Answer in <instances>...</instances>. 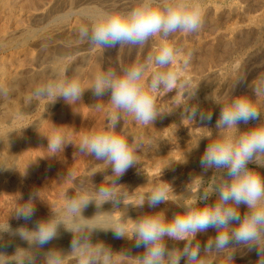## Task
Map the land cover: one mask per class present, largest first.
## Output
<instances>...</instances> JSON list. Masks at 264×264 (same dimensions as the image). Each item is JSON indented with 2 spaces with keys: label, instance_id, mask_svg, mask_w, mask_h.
Returning a JSON list of instances; mask_svg holds the SVG:
<instances>
[{
  "label": "clouds",
  "instance_id": "clouds-1",
  "mask_svg": "<svg viewBox=\"0 0 264 264\" xmlns=\"http://www.w3.org/2000/svg\"><path fill=\"white\" fill-rule=\"evenodd\" d=\"M87 20L79 28V36L93 48L102 50L117 47H145L150 40L158 38V45L141 61L115 69H101L87 88L82 86L78 75L59 74L34 90L33 96L55 103L58 99L72 106L82 102L85 91L90 90L96 98L95 108L101 110L108 96L107 104L111 113L97 129L80 136L77 143L67 140L66 134L54 131L48 138L49 155L64 151L71 144L80 154L93 157L110 170L111 179L92 191L83 186L75 194L65 195L59 209L50 207L49 215L35 222L29 229L21 225L12 229L9 223L0 224V239L5 233L18 235L27 241L28 248H17L14 259L0 253V264H66L71 257L75 264H117L115 257H132L135 264H210V255H225L228 264H235L241 253L257 252L255 264H264V79L250 83L241 76L230 93L222 96L211 95L209 99L220 107L215 120L214 138L204 136L208 143L201 154L200 165L203 173L212 170L213 175L205 179L195 191H185L177 199L172 185L163 180L146 193L136 206L157 209L161 204L171 203L177 211L169 217L166 210L140 214L136 219L128 218L124 197L116 189L119 179L138 164L136 152L138 143H130L121 134V114L130 115L138 124L153 125L161 114L157 110L156 98L163 90H172L177 73L172 70L178 50L169 37L176 33L191 34L199 31L203 24L201 0H138L126 11L99 10L81 13ZM69 16L62 19L67 20ZM185 67L188 60L184 61ZM151 75L149 76V70ZM246 89L237 93L238 85ZM7 95V89H0ZM196 100V89L189 94V101ZM184 116L189 120L199 119L201 124L211 122L213 113L200 107L199 103H188ZM246 127L241 129L240 125ZM59 129L62 126H54ZM200 139V140H201ZM199 140V141H200ZM199 143V142H198ZM198 143L197 146L198 147ZM186 162V159L185 161ZM183 162V163H184ZM97 174L93 172L94 176ZM61 179L71 180L66 173ZM205 180L210 183L205 184ZM39 190L33 191L28 200L16 208L17 217L31 220L36 211ZM215 197L214 202L209 201ZM111 203V212L103 211V205ZM123 204L129 226L124 219L113 220L111 213L121 210ZM94 205L97 212L91 217L84 215L85 209ZM243 207V211H242ZM108 214V215H104ZM71 233L70 249L65 252L57 247L44 246L57 239L60 229ZM214 231V235L201 243V233ZM97 231H112L115 238L134 241L140 254L132 256L121 250L115 252L101 240L93 242ZM173 246L169 247L168 242ZM183 242L182 247L178 246ZM203 254V255H202Z\"/></svg>",
  "mask_w": 264,
  "mask_h": 264
},
{
  "label": "bare ground",
  "instance_id": "bare-ground-1",
  "mask_svg": "<svg viewBox=\"0 0 264 264\" xmlns=\"http://www.w3.org/2000/svg\"><path fill=\"white\" fill-rule=\"evenodd\" d=\"M252 1L263 3L262 0ZM137 2L138 0H0V89L8 90L6 96L0 94V190L2 192L5 188L3 179L14 169L17 170L18 177L13 192L18 198L25 197L30 192L31 186L33 188L37 186L40 191L46 190L47 184L41 181V176L45 168L48 174L57 171L49 164L50 160L59 156L61 152L49 155L47 152L49 142L45 135L61 131L66 134L69 142L77 143L81 135L99 128L105 122L112 111L111 106L107 104L109 98L107 95L102 98L104 101H100L103 104L102 109L97 111L96 98L90 90L85 91L82 102L73 107L66 104L63 99L50 103L47 99L34 97L33 93L37 86L56 78L65 71L69 76L78 75L82 86L87 88L101 69L111 68L119 71L123 66L143 60L158 45V38L150 40L143 48L127 46L102 50L91 47L79 36L81 24L87 22L81 13H94L99 10L126 11L134 7ZM231 2L232 4L223 9L218 4L202 5L201 29L195 33H176L170 37L174 43L183 46L182 50L186 58L181 60L178 57L172 65V70L177 73V81L172 90H163L158 94L156 106L161 114L153 125H140L130 115L121 114V127L118 131L126 135L130 143L135 142L139 145L136 152L138 164L134 167L138 173H148L149 183H143L141 186L143 188H152V183L165 179L167 176L171 177L185 166L200 165L201 154L208 143L207 139L201 138L204 136L214 138V132L208 128L214 130L215 120L220 111V107L213 104L209 97L230 93L257 51L258 45L257 47L254 45L258 40V33L264 32V10L251 15L248 9L252 7L247 9L239 2ZM64 16L70 18L64 20L62 19ZM240 19L241 23L238 22ZM231 20L233 22L228 24ZM236 52H244V56L242 53L235 62L236 65L232 66L233 68H225L222 61ZM186 59L187 67L184 65ZM148 75H151V69ZM195 89L196 100L189 101V94ZM207 90H212V93L209 94ZM206 93L209 95H205ZM197 102L201 108L213 113L210 123L201 124L198 118L194 122L184 116V109L188 103ZM54 126L62 127L57 129ZM244 126L241 124V129ZM197 143L198 147H196ZM146 149L150 150L151 154L146 157L144 160L146 164L143 166L139 160ZM172 149H177V152L182 154L178 160L171 161L169 156L162 155L163 151L169 152L168 150L172 151ZM65 151H71V153L74 151L79 155L77 164H73L78 167L77 176L76 178L72 176L70 182L66 180V184L78 181L84 188L94 190L95 185L99 186L103 180L107 183L108 179H111L107 176L110 174V170L108 172L107 169L105 171L99 169V172L93 176V170L99 168L97 162L91 165V159L88 160L91 156L75 151L73 145H67L63 152ZM63 159L65 160L66 157ZM185 159L186 162H184ZM207 178H210V174H207ZM20 180L23 181L19 182ZM64 182L65 180L60 177H55L53 184L61 191ZM170 184L175 192L170 194L173 200L185 191H189L183 185H176L177 182L176 184L170 182ZM142 191L141 188L140 192ZM144 198L145 196H142L139 202H142ZM212 202H214L213 199ZM10 204V200L5 202V205ZM168 204L171 205V203ZM138 205L135 201L129 213V216L135 219L143 213L141 211L143 208H148L147 205L138 208L136 207ZM54 206H57V203ZM159 208L154 211H159ZM87 210L89 212L92 208ZM95 210L97 211L96 207L88 215L90 217L94 215ZM6 217L10 215L7 214ZM208 235L210 236V233ZM252 252L255 254L253 257H256L257 252ZM6 259L11 260L14 257L9 256ZM70 260L75 262L73 259ZM255 262L256 260L252 264ZM9 264H15V262L9 261Z\"/></svg>",
  "mask_w": 264,
  "mask_h": 264
},
{
  "label": "rangeland",
  "instance_id": "rangeland-1",
  "mask_svg": "<svg viewBox=\"0 0 264 264\" xmlns=\"http://www.w3.org/2000/svg\"><path fill=\"white\" fill-rule=\"evenodd\" d=\"M201 1H202L201 4L202 5H205V6L207 4H209V5H213V4L214 5H217L218 4V6L220 5L219 7L222 6L221 9L228 7L230 5V3L232 4L231 1H233V3L234 2H236V3L239 2L241 5H243L247 9L250 8V7H252L250 9H248L249 10V14H251V15H256V14H258V13H260V12H262L264 10V0L261 1L263 3H260V2H257L256 3L255 1H252V0H246V1L245 0H237V1L236 0H201ZM214 1H215V3H214ZM92 4H94V3H92ZM252 5H254V6H252ZM260 6H262V7H260ZM232 20L235 21V19H232ZM232 20L229 21L228 24L230 22H233ZM238 22L241 23L242 20L240 19V20H238ZM257 39L258 40H256V41L259 44L256 42L257 44L255 43L254 47H257V45H258V47H257V51L258 52L255 51V53H254L255 55H253V57L251 58L250 63H249V66L245 70V73L243 74V76H246L247 80L250 83H253V84L258 83L261 79H264V32L263 33H258ZM169 40L174 45V47L176 46L175 48L178 50V53H180V52L182 53V55H181V53H180V55L177 54V57L176 58L178 59V57H179L180 59L181 58L182 59H185L186 56L184 55V51L182 50L183 49V46L180 44V46H182V47H180L177 43H174L173 42V39H171L170 37H169ZM259 47H261L260 50L258 49ZM180 49H181V51H180ZM244 52H236L237 54L234 53L233 55L229 56L228 58H225V60L222 61V65H225L224 67L227 68V69L233 68L236 65L235 62H237V60L239 59V57L241 56L242 53H243L242 56H244ZM245 91H249L250 92V89H246V87H245L244 84H240L236 88V92L237 93H240V92L242 93V92H245ZM206 92H208V93L210 92L209 94H211L212 93V90H207ZM208 93H206L205 95H209ZM261 103H264V98H261ZM244 127H246V126H244ZM168 151L169 152L163 151L162 152V155L169 156V158L171 159V161L178 160L179 157L182 155V154H180V152H177L178 151L177 149H175V150L172 149V151L171 150H168ZM144 152H145V154H144ZM144 152L141 155L140 160H139V163L142 162L141 164H143V166H145V164H146L144 162V160L146 159V157L150 156V154H151V151L148 150V149L144 150ZM65 157H66V159H65L66 161L63 159ZM78 157H79V155L77 153H75L74 151H72V153H71V151H68V152L65 151V152H61V154L59 156H57L56 158L50 160L49 166L55 168L57 171L54 172V173L51 172V174H48L47 173L48 171L45 168L44 173L41 176V181L43 183L47 184L46 190L40 191L37 188V186H35L34 188L31 186L29 188L30 189V192H28L26 194V196L23 197L22 199L18 198L15 195V193L13 192L14 191V188H15V184H16V179L18 177V176H16L17 170L14 169L13 171H10V174L3 179V183H4V186H5L4 191L2 192V190H0V197H1L0 198V201H1L0 202V205H1L0 206V214H1L0 215V224H7V222H8L12 229H16V228L20 227L21 225H25L26 224L29 229H32L35 226V223L34 222L37 221V219L39 220L42 217L45 218V217H47L49 215L50 207H52L54 210L55 209H59L63 205L65 195L75 194V189L77 187H80V186H83V185L80 182H78V181H75L73 183L71 182L72 185L70 183H67L66 184V179H63V180H65L64 185L62 186L63 187L62 188L63 190L59 191V188H57L53 184L54 183V178L55 177L56 178H59V177H61L63 175H66V173H70L71 174V177L72 176H75V178H76L77 173H78V167L77 166H74V165H75L76 160L78 159ZM88 160L91 161V163H90V161H88L91 165H94V163L97 162L96 164H97V166L99 168H95L93 170L94 172H99L98 171L99 169H103L104 171L106 170V168H105V166L103 165L102 162L95 160L93 157L89 158ZM92 160H94V161H92ZM67 163L69 164V166H68ZM71 163H72V165H71ZM60 166H61V169L63 167L62 170L60 169ZM71 168H72V170H71ZM60 170H61V172H60ZM136 170L137 169H135V167L134 168L132 167L131 169L129 168L127 170V172L123 175V177H121L119 179V182L118 183H121V185H117L116 186V189H115L118 192V194L120 193L122 195H125L123 197H124V204L127 205V216H128V218H131L133 220L135 218L133 216H129L130 210H132V204L135 203V201H136L137 205L140 204L141 202H139V200H141V197L142 196H145L146 193H148L146 191L152 190L154 187H156V185L158 186L162 182V179H163V178L160 179V181H158L159 183L158 182L152 183V188H143V187H141L143 185V183H149V181H147V179H148L147 178L148 177V173H146V172L144 174H143V172L138 173ZM187 171H188V173H187ZM202 171L203 170L201 168V165H195V166H191V167L185 166V167L181 168V171H178V173H174L171 177L167 176L163 180H165V181H167L169 183L170 182H174L175 184L177 182L176 185H183V186H185L187 188V190L189 189V191H195L196 190L195 188H198L200 186V184H201L202 178L199 177L201 174L206 175V176H204L205 179H208L207 178V174H210V177L213 175V173H211L212 170H209L207 173H203ZM261 171H262V173H264V169H261ZM46 173H47L48 177H47ZM107 176H109V175H107ZM193 177H195V178H193ZM47 178H48V180H47ZM109 180L110 179H108V181ZM21 181H23V180H20L19 182H21ZM67 181L70 182V181H72V179L71 180H67ZM210 182H211L210 180H205L204 181L205 184L210 183ZM52 184L54 185V187H53ZM133 186H136V187H133ZM139 186L142 188V190H143L142 192L143 193L140 192V189L141 188ZM86 189L89 190L88 188H86ZM35 190H39V193L41 195L39 193H38V195H39V198L41 200H37L36 201L35 207H37V209H36L35 214H34L35 216L34 215L32 216L31 221L30 220L29 221H24V219L22 217H19V218L17 217L16 208L21 203H24L29 198L30 194L33 191H35ZM125 190H126V192H125ZM89 191H92V190L90 189ZM128 191H130V192L128 193ZM134 192H136V193H134ZM144 192H146V193H144ZM212 199L215 200V197H213ZM7 200H10L11 201V204L9 206L8 205H5V202ZM19 200H21V201H19ZM211 200L209 201V203H211ZM49 201H51V203ZM39 202H41V203H39ZM56 203H57V206H54V204L56 205ZM106 204L107 203H105L103 205L104 210L107 211V212H109V211L111 212L113 210L112 206L109 208V206L111 205V203H109L107 205ZM104 206H108V207H104ZM124 207L125 206L123 204H121L120 205L121 210H119V211L118 210H115L110 215H111V217H112L113 220H120V219L126 220L127 224L130 226L132 224V221L129 220V219H127L126 211L124 210ZM159 207H160L159 210H166V213H167V215L169 217L172 215L173 212L177 211V209L175 208V206L172 205V204L171 205H169V204L168 205L161 204ZM47 208H48V210L46 211ZM90 208H92L91 211L93 212L95 206L94 207L89 206L87 209H90ZM87 209L85 210L86 212L84 211L86 213V214L84 213L85 216H89L88 214H90L89 212H91L90 210H89V212H87L88 211ZM107 209H109V210H107ZM41 210H45V211H41ZM141 211L144 213V212L154 211V209H149V208L144 209L143 208ZM95 212H97V211L95 210ZM36 213H39V214L37 215ZM7 214H8V216L10 215V217H6ZM4 216L6 217L7 220L6 219H1L2 217L5 218ZM8 218H10V219H8ZM29 223H32V224H29ZM63 231H64V229L61 228L59 237L57 239L51 241L49 244L45 245L43 250L46 251L48 248H51V247H57V248H60L61 249V247H62V249L65 252H67L70 249L72 235H71V233L66 232V231H64V234H63ZM209 233H210V236H211L212 235L211 233L214 234V231L212 229L211 230L209 229L208 232L201 233L198 236V239L201 241V243H204V241L205 242L207 241V239L209 237V235H208ZM101 238H103V239H101ZM92 239H93V242H95L97 240L103 241L105 244L110 245L111 248L113 249V251H115V252H116V250H117V252H120L121 250H125V251L129 252L130 255L135 256L137 254L142 253V251H143L142 248H136L135 247L134 241L126 240V239H123V238H115L114 235H113V233H112V231H107V232L97 231V232H95L93 234ZM182 243L183 242H180V244L178 246H181L182 247V245H183ZM58 245H59V247H58ZM168 246L169 247H172L173 246V242L172 241H169L168 242ZM24 247L28 248L27 241L21 239L18 235H16V236H10L9 234L5 233L3 235V238L0 239V253H3L5 255H7V256L14 255L15 254V251L17 250V248H24ZM250 253L251 252H249V254L248 253H246V254L241 253V255H238L237 258H236L235 264H252V262H254L255 260H257V256L256 257H253L255 254H253V252H252V254H250ZM221 255H222V257H221ZM221 255H210V256L207 257V260L210 262V264H228V261L226 259V256L223 255V254H221ZM70 259H72V258L69 257L66 260V264H75V262L74 263L71 262ZM115 259L117 261V264H123V263L124 264H133V263L135 264V260L132 257H120L119 255H117L115 257ZM181 262H182L181 264H183V261H181ZM39 263L40 262L38 261V264Z\"/></svg>",
  "mask_w": 264,
  "mask_h": 264
}]
</instances>
